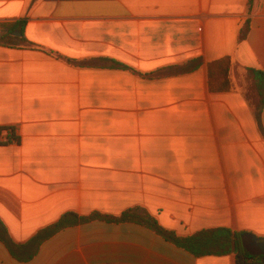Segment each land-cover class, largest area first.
Listing matches in <instances>:
<instances>
[{"label": "crops", "instance_id": "0c3cea01", "mask_svg": "<svg viewBox=\"0 0 264 264\" xmlns=\"http://www.w3.org/2000/svg\"><path fill=\"white\" fill-rule=\"evenodd\" d=\"M249 1L0 0L14 38L0 46V222L16 245L68 213L137 208L180 237L264 242V110L260 126L246 76L264 72V0L251 15ZM30 255L0 240V264H237L132 222L69 228Z\"/></svg>", "mask_w": 264, "mask_h": 264}, {"label": "trees", "instance_id": "16d2710c", "mask_svg": "<svg viewBox=\"0 0 264 264\" xmlns=\"http://www.w3.org/2000/svg\"><path fill=\"white\" fill-rule=\"evenodd\" d=\"M255 0L249 1V15L252 14ZM250 31V19L247 21L242 37L245 38ZM14 38L8 33L0 38V46H6ZM32 48H38L27 41H23ZM53 55L52 53H49ZM116 67L125 66L114 63ZM127 69V68H126ZM246 76L250 81L251 90L256 93L258 105L256 107L257 122L261 126V114L264 110V72L246 69ZM15 143L18 140L14 138ZM7 143H12L8 140ZM92 221H107L112 223L132 222L153 230L157 235L164 238L179 249H183L197 258L203 257H224L235 255L237 264H264V255H259L254 251L252 245L247 244L248 234L234 233L229 229H210L196 233L190 237H180L174 232L162 228L158 222L144 209H132L125 212L120 217H109L99 213L89 217H80L74 213L64 215L59 222L40 231L34 239L27 245H16L10 238L6 227L0 222V240L7 246L11 255L21 261L27 262L32 256L24 257L26 252L36 253L42 244L60 232L74 228ZM252 236L250 235V238Z\"/></svg>", "mask_w": 264, "mask_h": 264}, {"label": "water", "instance_id": "95a60500", "mask_svg": "<svg viewBox=\"0 0 264 264\" xmlns=\"http://www.w3.org/2000/svg\"><path fill=\"white\" fill-rule=\"evenodd\" d=\"M252 246L257 254L264 255V242H260V239L253 237Z\"/></svg>", "mask_w": 264, "mask_h": 264}, {"label": "rangeland", "instance_id": "374dc122", "mask_svg": "<svg viewBox=\"0 0 264 264\" xmlns=\"http://www.w3.org/2000/svg\"><path fill=\"white\" fill-rule=\"evenodd\" d=\"M249 88H251L250 81H249ZM250 90V89H249Z\"/></svg>", "mask_w": 264, "mask_h": 264}]
</instances>
